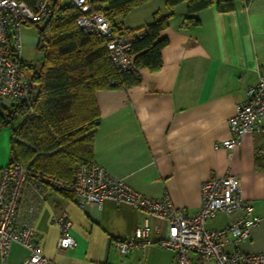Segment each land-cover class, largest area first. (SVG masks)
Listing matches in <instances>:
<instances>
[{
	"label": "crops",
	"instance_id": "crops-1",
	"mask_svg": "<svg viewBox=\"0 0 264 264\" xmlns=\"http://www.w3.org/2000/svg\"><path fill=\"white\" fill-rule=\"evenodd\" d=\"M155 1L125 18L143 9L141 25L123 27L144 28L155 15L168 14L164 0L156 5ZM185 17L186 4L177 5L168 28L160 33L167 44L160 51L157 71L139 69L138 85L95 93L100 122L93 162L139 194L168 197L190 215L201 207V185L206 180L235 176L244 200L263 217L239 249L247 255L264 253V132L242 137L234 151L214 148L229 138L228 120L246 101L247 88L264 72V0H236L231 11L204 9L195 14L199 24L190 29L180 27ZM10 139L11 130L1 129L0 168L8 164ZM62 211L72 223L76 242L67 250L57 248L59 233L52 224V217ZM144 218L143 212L111 200L80 210L69 194L54 193L32 224L41 253L53 264H176L174 253L157 245L167 235V224L155 219L150 223L159 229L148 248L126 258L114 249L112 242L129 238ZM227 222L219 215L208 227L221 229ZM224 250L230 253L233 247L225 244ZM27 255L13 244L4 263L0 256V264H21ZM193 259L194 264L202 261Z\"/></svg>",
	"mask_w": 264,
	"mask_h": 264
},
{
	"label": "built area",
	"instance_id": "built-area-1",
	"mask_svg": "<svg viewBox=\"0 0 264 264\" xmlns=\"http://www.w3.org/2000/svg\"><path fill=\"white\" fill-rule=\"evenodd\" d=\"M90 2L69 0L68 4L83 13L76 21L77 27L107 40L108 57L118 72L132 70L134 58L130 53L134 37L115 34L103 13L90 11ZM49 15L50 0H35L33 6L18 0H0V107L28 102L29 81L20 65V32L23 26L43 25ZM246 97L244 103L236 106L235 114L227 122L229 138L215 144L214 148L234 151L242 137L264 132V72L255 84L247 88ZM54 193L71 195L80 210L89 204L100 206L111 200L143 212L142 225L129 238L112 242L122 258L133 251H143L152 244L151 235L159 229L150 223L155 219L167 224V235L157 245L173 252L176 264H194L193 258H203L214 264H264V253L247 255L239 249L250 239L252 230L263 217L256 212L252 202L244 200L235 176L206 180L201 185V207L190 215L174 207L168 197L157 199L139 194L124 180L106 172L93 161L77 165L71 182L21 163H9L0 168V256L3 263L11 246L19 244L28 253L21 264H53L41 253L32 220L48 196ZM262 204L264 206V201ZM219 215L227 219V224L221 229L208 227V223ZM52 224L59 233L57 248H74L72 223L66 211L55 214ZM225 244H230L233 251L225 252Z\"/></svg>",
	"mask_w": 264,
	"mask_h": 264
},
{
	"label": "trees",
	"instance_id": "trees-1",
	"mask_svg": "<svg viewBox=\"0 0 264 264\" xmlns=\"http://www.w3.org/2000/svg\"><path fill=\"white\" fill-rule=\"evenodd\" d=\"M18 1L30 6L35 2ZM150 1L91 0L89 3L91 12L104 14L115 34L143 31L140 37L133 38L130 54L134 68L121 73L108 57L107 40L77 27L76 21L83 15L81 10L70 4L61 5L60 0H50L47 21L41 26L34 25L41 65L37 68V64L20 62L29 81V100L0 107V130H11L8 164L21 163L71 182L77 165L93 161L94 137L100 122L95 93L134 87L140 83L139 69L155 72L160 68V51L167 40L159 36L168 28L177 5L186 4V17L180 27L190 29L199 24L196 13L213 6L218 11H231L236 0H164L168 14L155 15L144 28H124L123 19Z\"/></svg>",
	"mask_w": 264,
	"mask_h": 264
},
{
	"label": "rangeland",
	"instance_id": "rangeland-1",
	"mask_svg": "<svg viewBox=\"0 0 264 264\" xmlns=\"http://www.w3.org/2000/svg\"><path fill=\"white\" fill-rule=\"evenodd\" d=\"M158 1L159 0H156L154 4L156 5ZM68 3H69V0H60L61 5H66ZM141 10L143 9L137 10L136 13L133 12L127 19H124L125 21L123 23L128 26H133L136 23L137 25H141L143 21V19H141L143 17L142 16L143 13ZM137 13H139V15H137ZM129 21L131 23H129ZM20 33H21V42H22V47H21L22 61L26 64H37L36 66L37 68H39L41 64L38 62L39 54L37 53V50H36V44H37V39H38L37 27H35L34 25L23 26L21 28ZM4 129H10V128H4ZM200 260H202L200 264H213L212 261H209L203 258H200Z\"/></svg>",
	"mask_w": 264,
	"mask_h": 264
}]
</instances>
